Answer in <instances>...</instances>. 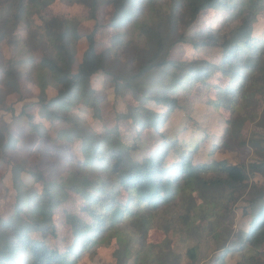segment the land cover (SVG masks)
I'll return each mask as SVG.
<instances>
[{
	"label": "trees",
	"instance_id": "1",
	"mask_svg": "<svg viewBox=\"0 0 264 264\" xmlns=\"http://www.w3.org/2000/svg\"><path fill=\"white\" fill-rule=\"evenodd\" d=\"M56 0H0V6L9 4L13 14L0 18V44L17 36L21 25L31 24V13H42ZM81 3L96 21L93 30L82 35L80 21L73 18L51 16L35 27L24 42L45 44L40 60L41 69L53 80L56 94L47 96L48 79L43 80L39 96V118L42 123L64 124L59 135L72 140L79 138L83 160L80 165L69 166L65 175L48 178L41 170L25 171L21 164L12 166L16 186V202L10 215L0 214V264H76L85 251H90L108 236H116L120 246L115 257L127 262L133 256L131 235H139L141 252L134 255L136 264H182L184 258L173 248L169 236L174 226L173 218L164 215L167 237L160 244L148 245L146 237L158 216L166 210L177 208L181 226L193 238L211 235L220 253L210 264H227L226 257L242 250L236 264H264V186L251 181L256 174L264 176V155L259 161H242L228 164L224 160L193 163L191 151L166 162L170 148L177 143L166 141L150 153L140 156L141 145L135 138L123 135L118 128L93 130L84 118L73 112L77 102L98 109L92 78L110 69L109 50L99 52L97 35L101 25L98 11L105 3H112L114 13L109 25L117 29L119 44L126 37L122 32L129 23L137 33L140 43L134 46L139 67L128 75L110 74L115 79V89L139 90L146 101L155 100L167 107L161 112L146 106L132 108L121 117H131L141 130L151 126L159 130L166 116L178 107L173 93L198 83L217 89L214 103L233 110L228 119L232 136L247 144L241 131L246 120L254 116L243 115L242 107L249 105L257 93L264 91V34L255 32L258 16L264 10V0H66ZM227 5L237 10V25L220 36L194 31L192 27L199 15L208 9ZM186 10L190 21L183 25L182 13ZM185 23V22H184ZM192 28V32L189 30ZM30 33V31H29ZM86 37L88 46L76 68L77 43ZM30 40V43H28ZM129 43V42H128ZM216 46L223 53L219 62L209 60H182L172 56L178 44ZM37 47V46H36ZM0 74V82L7 93L21 94L22 72L19 63L10 58ZM161 72L163 77L152 95L148 75ZM221 73L226 85L212 84L215 73ZM46 85V86H45ZM30 119L34 115L27 114ZM71 124V126H69ZM41 123L32 124L40 132ZM69 126V127H68ZM67 127V128H66ZM14 140V141H13ZM132 140V141H129ZM14 133L7 123H0V162L4 153L13 146ZM230 146L229 142H224ZM259 147L257 139L250 141ZM222 146V145H218ZM102 171L93 175V169ZM23 172L30 173L35 185L22 179ZM73 190L85 201L77 210L65 211V222L71 227L73 242L65 249L56 245L58 239L55 213ZM245 197V198H244ZM241 207L244 228L235 231L237 217L235 204ZM127 225V226H126ZM126 226V227H125ZM131 226L133 231L127 229ZM128 235L127 243H124ZM250 248L246 252L245 249ZM199 247L187 251L189 264H202ZM205 264V263H204ZM209 264V263H208Z\"/></svg>",
	"mask_w": 264,
	"mask_h": 264
},
{
	"label": "rangeland",
	"instance_id": "2",
	"mask_svg": "<svg viewBox=\"0 0 264 264\" xmlns=\"http://www.w3.org/2000/svg\"><path fill=\"white\" fill-rule=\"evenodd\" d=\"M166 1V0H165ZM15 8L9 4L0 6V18L13 14ZM114 13L112 3L103 4L98 11L97 22L101 25L97 35V49L99 52L109 50L111 60L109 66L116 74L128 75L133 73L139 67L138 54L134 46L140 43L137 33L129 23L122 32H126V37L121 43L116 39L117 29L109 25ZM186 10L182 13L183 25H186L190 18ZM61 16L73 18L80 21L79 32L82 35L88 34L93 30L96 21L89 17L88 8L81 3L69 2L66 0L54 1L43 13L32 14L31 24L21 25L17 30V36L12 40L3 41L0 44V74L3 71L7 60L14 57L19 63L22 72L21 94L13 92L7 93L0 82V123H7L10 130L14 133L15 142L5 153L0 162V214L10 215L16 202V186L14 183V173L12 166L21 164L25 171L41 170L48 178L56 179L65 175L72 164L78 166L83 160L81 143L79 138L66 140L59 135L64 124L42 123L39 118V96L42 92L43 80L48 79L47 96L52 97L56 94V86L53 80L48 77L46 72L41 69L40 60L45 51V44L28 43V49H24L26 36H30L33 29L43 24V18L51 16ZM240 20L237 10L229 8L227 5L218 6L214 9L203 11L196 23L192 26L194 31L203 32L220 36L233 29ZM185 22V23H184ZM30 31V33H29ZM192 32V28L189 30ZM255 32L258 35L264 34V10L258 16V22L255 25ZM30 37L26 39L27 41ZM129 42V43H128ZM37 46V47H36ZM88 42L86 37H82L77 43V63L76 68L82 61L83 53L87 49ZM172 56L182 60H209L219 62L223 56L221 48L216 46L201 45L195 48L192 44H178L172 50ZM114 72L110 73L117 76ZM108 73L101 72L92 78L91 84L96 91L98 99V109L84 105L83 102H77L73 107V112L84 118L88 126L93 130L101 131L104 128H118L119 131L129 138L134 137L138 145H141L137 155L143 156L150 153L156 146L164 143H179L170 148L166 157V162L172 161L179 156V152H187L190 149L193 163H206L211 161L224 160L228 164H238L242 161H259L264 155V91L257 93L254 100L249 105L242 107L244 117L250 114L256 116L245 121L241 134L247 144L240 146V139L231 134V128L228 119L235 116L233 110L224 106H217L214 101L217 99V89L215 87L207 88L206 84L196 83L189 88L180 89L173 93L177 98L178 107L166 116V121L159 130L148 126L141 130L134 123L131 117H121L120 113H128L132 108L146 106L161 112L167 111V107L158 104L155 100L146 101L139 90H124L121 94L115 89V79ZM163 77L161 72H155L148 75L147 83H150L152 95L156 90L154 86H159ZM221 73L217 72L210 80L212 84L226 85L227 80H221ZM46 86V85H45ZM156 93V92H155ZM27 114L34 115L30 119ZM41 123L40 132L32 128V124ZM71 126V124L69 125ZM68 126V127H69ZM67 128V127H66ZM257 139L260 146L254 147L250 141ZM14 141V140H13ZM132 141V140H129ZM224 142H229L226 146ZM222 146H218V145ZM75 168V167H72ZM93 175H100L102 171L98 168L93 169ZM22 179L29 186L35 185L34 178L30 173L23 172ZM251 181H255L264 186V176L256 174ZM69 197L55 213L54 219L57 225L58 239L56 245L60 249H65L73 242L71 227L65 222V211L77 210L85 201L73 190H69ZM245 198V197H244ZM246 204L241 200L235 204L234 208L237 217L234 225L235 231L244 228V220L241 214V207ZM164 215L172 217L173 228L169 233L172 238L173 248L180 253L184 260L182 264H189L187 251L190 247L198 245L199 258L202 264H210L217 257L220 251L215 246L211 235L193 238L181 226L177 218V208L166 210V214L158 216L153 226L150 228L146 237L148 245L160 244L167 237V231L164 228ZM127 226V225H126ZM125 226V227H126ZM129 226L127 229L133 231ZM124 243H127L129 236L124 235ZM131 242V252L133 256L127 262L119 263L115 257L120 243L116 236H108L90 251H85L75 262L76 264H136L134 255L141 252L139 235L133 234ZM242 250H236L226 257L227 264H236L242 258ZM246 252L250 248L245 249Z\"/></svg>",
	"mask_w": 264,
	"mask_h": 264
}]
</instances>
